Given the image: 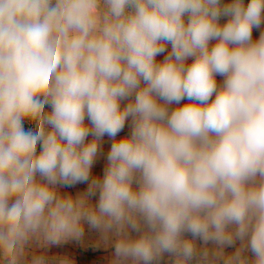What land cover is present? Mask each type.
Masks as SVG:
<instances>
[{"label": "clouds", "instance_id": "obj_1", "mask_svg": "<svg viewBox=\"0 0 264 264\" xmlns=\"http://www.w3.org/2000/svg\"><path fill=\"white\" fill-rule=\"evenodd\" d=\"M262 24L264 0H0V264L85 223L110 264H264Z\"/></svg>", "mask_w": 264, "mask_h": 264}, {"label": "crops", "instance_id": "obj_2", "mask_svg": "<svg viewBox=\"0 0 264 264\" xmlns=\"http://www.w3.org/2000/svg\"><path fill=\"white\" fill-rule=\"evenodd\" d=\"M214 43V42H212ZM170 49V45L168 46ZM166 55V53L164 54ZM158 60L163 59V55L157 57ZM191 63V60L188 61ZM218 82L223 81L222 77H217ZM187 101H182L181 103H186ZM127 103V101L122 102V105ZM172 107H175L173 105ZM87 122V121H86ZM130 133V121L126 122L125 129L123 132L119 134V136L128 135ZM91 139V137H89ZM111 146V139L105 136L102 140L101 153L97 157V162L93 167L94 174H101L103 172V167L106 164V155ZM59 187V190L62 193H71L72 195H76L80 192H85L87 190V184H76L71 187ZM98 200V195L96 197H92L91 201L96 203ZM133 236L136 233H132ZM191 238V237H188ZM116 237L111 236L107 242H105L101 238V234L98 230L90 228L86 223L84 225V236L80 240H69L60 245H53L48 247L47 249H39L38 246L33 245L32 248L29 249V253L32 252H43L50 264H59V261L63 258H67L71 261V264H110V260L114 255V241ZM198 247L203 246V242L201 240L196 241ZM209 248H212L213 245L209 243ZM239 247V241L232 247H226L224 249L225 253H232L235 249ZM248 254V253H247ZM165 264H174V260L172 257L165 261ZM195 264V262H193Z\"/></svg>", "mask_w": 264, "mask_h": 264}, {"label": "rangeland", "instance_id": "obj_3", "mask_svg": "<svg viewBox=\"0 0 264 264\" xmlns=\"http://www.w3.org/2000/svg\"><path fill=\"white\" fill-rule=\"evenodd\" d=\"M224 2H227V0H224ZM245 3H247V0H245ZM226 19L227 18H222L221 23L226 22ZM261 31H264V24L261 25L260 29H253V38L258 39ZM188 237H190V234L188 235ZM170 257L172 256H170L169 254H165L158 262H156V264H165V261ZM172 259L174 260V257H172Z\"/></svg>", "mask_w": 264, "mask_h": 264}, {"label": "built area", "instance_id": "obj_4", "mask_svg": "<svg viewBox=\"0 0 264 264\" xmlns=\"http://www.w3.org/2000/svg\"><path fill=\"white\" fill-rule=\"evenodd\" d=\"M47 110H50V108L47 109ZM25 128H34V125H32V124H30V123H28V122L26 121V122H25ZM39 149H40V146L38 145V146H37V150L39 151Z\"/></svg>", "mask_w": 264, "mask_h": 264}, {"label": "trees", "instance_id": "obj_5", "mask_svg": "<svg viewBox=\"0 0 264 264\" xmlns=\"http://www.w3.org/2000/svg\"><path fill=\"white\" fill-rule=\"evenodd\" d=\"M247 255L251 258V253H248Z\"/></svg>", "mask_w": 264, "mask_h": 264}]
</instances>
